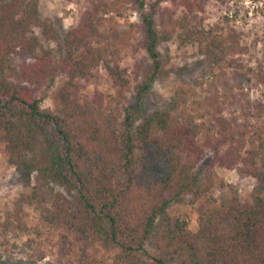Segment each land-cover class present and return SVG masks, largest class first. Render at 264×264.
Returning a JSON list of instances; mask_svg holds the SVG:
<instances>
[{
    "label": "trees",
    "instance_id": "obj_1",
    "mask_svg": "<svg viewBox=\"0 0 264 264\" xmlns=\"http://www.w3.org/2000/svg\"><path fill=\"white\" fill-rule=\"evenodd\" d=\"M87 1L60 44L52 22L39 14V0H0V139L30 189L6 212L4 230L26 228L27 203L41 223L60 231L62 249L80 245L83 264L96 263L87 251L95 246L112 255L113 264H264V140L255 144L245 137L259 128L249 108L241 107L242 122L231 110L225 117L217 97L208 104L213 111L200 109L191 97L202 82L179 78L168 108L144 109L164 69L159 35L179 46L196 45L221 68L228 51L244 50L236 38L240 33L225 22L203 25L199 12L209 0H172L175 7L147 0ZM126 8L140 14L143 48L151 60L134 82L118 63L123 31L115 16ZM36 29L58 43L55 53L37 54L42 43ZM13 56L22 58L17 81L4 75ZM101 65L119 110L108 107L97 90L80 93V81ZM58 76L66 78L60 107L44 108ZM245 143L251 147L242 154L238 145ZM205 146L214 151L217 165L240 163L243 173L257 180L248 200L213 170L199 183L194 167ZM188 195L198 213L195 231L166 213L171 200Z\"/></svg>",
    "mask_w": 264,
    "mask_h": 264
},
{
    "label": "rangeland",
    "instance_id": "obj_2",
    "mask_svg": "<svg viewBox=\"0 0 264 264\" xmlns=\"http://www.w3.org/2000/svg\"><path fill=\"white\" fill-rule=\"evenodd\" d=\"M147 1L153 3L160 1V7L176 6L172 0ZM87 2V0H39V14L52 22L58 32L60 44L65 30L77 25L80 12L85 9ZM199 15L204 18L203 25L207 28L213 23L225 22L228 28L240 33L236 38L244 50L235 53L228 51L226 60L221 63L220 68L214 64L212 58L200 54L196 45L184 43L179 46L174 39L166 40L159 35L157 50L164 69L146 96L144 109L151 113L168 108L179 78L195 84L202 82L195 86L196 93L191 97V101L197 102L200 109L208 107L213 111L214 107L208 104L213 97H217L219 102H223L222 114L229 118L231 110L240 122L244 120L241 107L246 106L252 112L250 120L256 122L260 129H250V133L245 137L257 144L264 140V0H209ZM224 16L228 17L227 20ZM115 19L119 22V29L123 31L118 43V63L127 69L129 77L134 82L135 74L145 69L151 62L143 48L142 20L140 14L132 8H126L122 15L115 16ZM35 32L42 43V48L36 51L37 54L43 49H50L55 53L58 43L47 39L40 29H36ZM21 61L22 58L17 56L6 60L4 70L6 79L18 80ZM215 74L218 76L214 77ZM65 80V76H58L55 79L42 101V107L53 110L60 107L58 96ZM95 90L101 92L108 107L120 109L113 100L115 89L102 65L93 77L80 81L82 95H92ZM250 147L251 143L238 145L242 154ZM203 149L204 153L194 167L199 183L205 184V171L213 170L225 183L232 184L237 189L242 200H248L257 180L243 173V166L240 163L232 167L217 165L214 163V151L206 146ZM8 155L6 143L0 139V264H79L78 261L83 264L84 260H79L82 252L80 245L68 243L66 249H62L60 231L41 223L33 205L23 204V221L26 228L4 230L2 222L6 218V212L12 210L17 198L29 193L30 190L23 185L17 170L9 163ZM165 195L169 198L172 196L170 192H166ZM182 198L171 200L166 213L171 217L185 220L189 229L195 231L198 213L196 205L192 204L193 197L188 195ZM87 251L96 258V263L93 264H113L112 255L106 254L99 246L89 248Z\"/></svg>",
    "mask_w": 264,
    "mask_h": 264
}]
</instances>
